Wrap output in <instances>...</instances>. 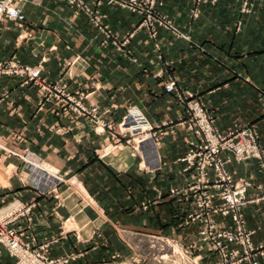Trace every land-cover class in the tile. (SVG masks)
Returning <instances> with one entry per match:
<instances>
[{
    "label": "crops",
    "instance_id": "obj_1",
    "mask_svg": "<svg viewBox=\"0 0 264 264\" xmlns=\"http://www.w3.org/2000/svg\"><path fill=\"white\" fill-rule=\"evenodd\" d=\"M84 1L103 16L112 39L92 17L76 14L60 0H25L17 4L25 22L0 19V62L41 67L43 78L97 108L114 127L130 112L138 113L156 137L139 156L119 145L118 130L113 135L58 104L41 110L42 93L35 85L17 76L0 78V213L35 203L32 222L21 219L13 227L33 246L51 244V259L77 255L73 264L101 262L109 250L122 247L131 254L128 243L118 239L117 224L159 235L186 224L191 211L169 189L186 188L192 179L181 162L197 141L186 131L189 102L201 104L223 135L253 126L264 148V14L259 6L243 14L239 0L216 5L162 0V11L183 39L162 28L151 37L140 28V16L110 0ZM74 58L86 62L84 73L69 66ZM170 81L177 93L166 92ZM26 152L61 178L77 180L84 191L62 183L55 193H50L53 185L37 188L44 171L27 165ZM228 171L250 185L243 212L264 264L262 162L233 160ZM107 238L115 239L109 247L103 244ZM204 257L206 264L220 261L214 252ZM16 263L0 251V264Z\"/></svg>",
    "mask_w": 264,
    "mask_h": 264
},
{
    "label": "built area",
    "instance_id": "obj_2",
    "mask_svg": "<svg viewBox=\"0 0 264 264\" xmlns=\"http://www.w3.org/2000/svg\"><path fill=\"white\" fill-rule=\"evenodd\" d=\"M24 1L0 0V19L5 18L9 21L25 22L26 17L17 6L18 3ZM60 1L70 6L76 14L82 13L92 17L94 26L99 30H103L108 40L113 38L112 32L103 26V16L91 10L84 0ZM196 1L198 3L216 5L220 0ZM239 1L242 3L241 12L243 14H251L256 6H259L264 14V0ZM109 4H115L123 10L140 16V28L147 30L153 38L157 34V29L162 28L172 32L177 37L187 39L184 34L179 32L173 22L163 15L162 8L164 3L162 0H110ZM69 66L80 73H84L87 69L86 62L79 58L71 60ZM0 76L21 77L25 79V84L38 85L42 89L47 90L48 93H51L47 79L42 77L41 67L23 66L17 60H9L0 62ZM64 88L66 87L64 86ZM165 89L169 94L177 93L178 91L175 81H170ZM66 98L76 104V110L79 115L89 116L91 120H96L95 123H99L97 108L90 110L82 102H76V98H70L69 95ZM188 104L191 115L188 122L189 132L191 131L197 137V141L190 143L189 151L182 159V162L186 163L184 172L193 174V181L189 189L184 192H192L196 198V206L199 212L195 213L196 215L193 218L198 219L205 215L207 223L212 224L211 217L214 215L233 216L236 224H245L240 211L247 205V192L250 185L244 181H236L232 174L229 173L228 165L233 160L237 162L258 160L262 162L264 168V148L260 144L259 134L253 126H245L236 127L230 133L223 135L216 128L213 118L201 104L198 102H189ZM130 119L133 120L131 122L133 123V130L143 131V127L148 128L147 122L140 114L134 115L130 112V116L126 118L127 122ZM30 157L34 158V154L26 152L24 158L30 160ZM26 162L32 169L40 168L29 161ZM60 181V178L44 172V177L42 180L39 179L36 185L37 188L38 185H53L50 193H55ZM261 190L264 193V188H261ZM173 193L179 195L183 191L175 190ZM35 207L36 204L33 202L22 203L14 206L3 217H1L0 213V251L5 250L8 252L11 257L17 260L16 264H68L70 261H75L77 255L56 260L51 259L49 256L51 244L43 243L39 246H33L31 243L25 242L23 232H19L13 227L21 219L31 223ZM242 227L238 228L239 236L227 231L217 234L213 233V236V228H211V234L205 238V241L210 240L213 245L215 244L220 257V264H260L258 260L259 253L252 242L253 232L249 233L244 231V229L241 230ZM235 244L240 245V249L231 248Z\"/></svg>",
    "mask_w": 264,
    "mask_h": 264
},
{
    "label": "rangeland",
    "instance_id": "obj_3",
    "mask_svg": "<svg viewBox=\"0 0 264 264\" xmlns=\"http://www.w3.org/2000/svg\"><path fill=\"white\" fill-rule=\"evenodd\" d=\"M162 13L163 15L167 16L169 20H171L169 16L166 15V13H164L163 11ZM1 77L2 76H0V78ZM48 85H50V87L48 88L51 89V93H48L47 90L42 89L38 85H35L42 93V99L39 102V109L42 110L46 108L48 105L58 104L65 109L71 110L73 112H77L76 104L67 100L66 96L69 94L66 93V88H64L63 85L57 83H50V82H48ZM69 97L76 98L73 95H69ZM75 100L76 102L79 101L82 102V104L90 110L92 108H95V107H91V108L87 107L83 102V100H80L78 98H76ZM83 117H86L91 123L95 124L96 126L100 125L103 128L112 131L113 135L116 134L115 130H118V137L119 140L121 141L119 142L120 143L119 145L123 144L124 146L129 147L131 150H133L134 153H136L139 156L146 150L145 148L146 146H148L149 144H153L152 140L156 141V137L153 135V130L151 126L148 127L147 129L143 127V131L133 130L132 129L133 123H131L133 120L130 119L131 121L129 120L127 122L126 120L127 117L124 118V120L118 125V127H114L109 122H106L103 118L99 116V114L97 115V118L99 119V123H95L96 120H91V117L89 116H83ZM124 122H126L125 125ZM186 131L189 132V123L186 124ZM190 133L192 132L190 131ZM143 140L145 141L142 142ZM110 151H112V149L105 150L103 154H106ZM25 155L23 156V159H25L24 158ZM26 161H29L35 164L36 166H39L40 169H42L44 172L51 173L52 175L60 178L61 181L59 183V186L62 183V184H66L68 188L76 190L78 192L84 191L81 183H78L77 180L72 179L71 177L61 178L58 174H55L56 170L53 167L47 164H43L42 162L39 161L38 157H36L35 155L34 158H31L30 160H26ZM185 168L183 169V173L185 171ZM192 175L193 174H191V178ZM192 181L193 179H191L190 183H188L186 188L180 189L179 187H173L169 189V195L172 198L182 196V198H184L183 201L187 203L189 212L191 211L190 213H188V217L185 222L186 224H182V227L179 228V230L173 228H167L162 234L159 235L152 231L145 232L144 230L141 229L140 230L132 229L129 226H127V224H123V223L117 224L118 228L116 229L117 230L116 234L118 236V239H120V241H122L124 244H126L127 242L128 244L126 246L132 251V253L131 254L126 253L124 251L125 247H122V250L121 249L109 250L110 252L108 253V256L104 257L103 261L96 263H87V264H206L204 257L206 253L210 254L214 252L216 255H218V251L215 248V244L213 245L212 241L210 240L205 241V238L209 236V234H211V228H213L212 234L213 233L217 234L227 231L233 234H237L239 236L238 228L240 226H243L241 230L244 229V231L249 233L253 232L252 236L254 235V231L248 229V224L243 209L240 211V214L243 216L245 224H236V222L233 219V216L224 217L222 215H214L211 217L213 221L212 224L207 223V219L205 215L198 219L193 218L194 215H196L195 213L199 212L196 206V198L194 197V194L192 192L184 193L189 189V186L192 183ZM175 190L176 191L179 190L180 192L183 191V193L177 195L173 193V191ZM103 203H105V201ZM125 204L126 203H124V205ZM106 206H110L108 201L106 203ZM12 208L14 207L6 208V210L1 209V217L7 214ZM220 218L223 220V222L222 220H220ZM196 222H198L199 224H191ZM241 233H243V231H241ZM111 240L114 241L115 239H111ZM111 240L109 238H107V240H104L103 242L104 246L109 247L112 242ZM231 248L240 249V245L235 244L231 246ZM72 255L74 254H69L67 256H63L62 258L71 257ZM76 260L70 261L68 264H73L76 262ZM220 262L221 261H218L217 264H220Z\"/></svg>",
    "mask_w": 264,
    "mask_h": 264
}]
</instances>
